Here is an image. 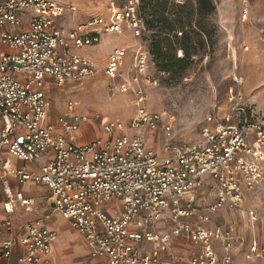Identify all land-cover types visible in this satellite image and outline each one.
I'll return each mask as SVG.
<instances>
[{
    "label": "built area",
    "instance_id": "2783aa9c",
    "mask_svg": "<svg viewBox=\"0 0 264 264\" xmlns=\"http://www.w3.org/2000/svg\"><path fill=\"white\" fill-rule=\"evenodd\" d=\"M68 9L76 6L59 0H0V187L6 193L0 236L7 234L0 261L21 248L19 263L56 264L59 233L49 220L58 211L101 264H233L235 246L246 247L248 260L264 264L258 207L247 209L253 230L249 242L236 224L213 222L223 208H243L247 190L264 184V123L247 104L242 80L236 77L230 88L229 110L219 121L209 114L199 139L171 141V116L149 107L146 87L160 85V79L143 41L147 28L140 0H127L107 16L96 14L72 27L56 18ZM249 9L245 0V17ZM125 31L136 40L127 71L126 46L112 48L101 67L79 51L108 33ZM99 72L112 80V91L134 94L136 114L128 124L111 119L103 135L79 142L83 123H96L102 115L83 114L79 102L70 99L50 120L47 91L51 83L64 89ZM161 126L166 140L160 153L149 145L146 131ZM7 152L38 169L14 165L5 159ZM10 177L47 186L56 207L17 229L12 214L33 198L12 189ZM208 184L217 187L216 199L197 202L196 194L208 193ZM176 236L193 244L186 257L170 252Z\"/></svg>",
    "mask_w": 264,
    "mask_h": 264
},
{
    "label": "rangeland",
    "instance_id": "374dc122",
    "mask_svg": "<svg viewBox=\"0 0 264 264\" xmlns=\"http://www.w3.org/2000/svg\"><path fill=\"white\" fill-rule=\"evenodd\" d=\"M59 1L76 6V9H68L66 13L56 16L66 26L72 27L96 14L107 16L113 6H122L127 0ZM182 1L187 2L188 12H191L195 0ZM214 2L216 8L205 21L209 29L214 31L212 39L205 40L204 43L198 40L199 52L185 70L162 71L155 61L153 71L160 79V85L146 87L149 107L171 116L173 120L171 141L174 142L199 139L209 114H214L216 121L225 115L231 105L230 88L236 86V77L242 80L240 90L247 104L264 123V0H249L250 9L246 17L243 13L245 0ZM188 28L186 26L185 30ZM143 41L150 47V31L146 30ZM135 42L132 33L128 31L108 33L100 43L83 47L79 51L103 64L112 48L126 46L128 57L124 69L127 71L132 62ZM166 45L179 56L176 40L173 45L167 43ZM120 80L121 78L116 79ZM112 83L110 78L100 72L97 76L82 82H68L64 89L56 83H51V92L48 93L49 119L54 120L62 113L66 106L64 103L71 99L79 102L77 109L83 114L102 115L96 122L102 135L103 125L111 119L120 118L128 124L136 114L134 94L112 91ZM146 137L149 145L155 146L161 153L166 140L163 127L156 132L146 131ZM206 188L209 189L210 200L214 201L217 187L208 184ZM253 192L248 202H260L258 210L263 212L264 205L261 202H264V184Z\"/></svg>",
    "mask_w": 264,
    "mask_h": 264
},
{
    "label": "crops",
    "instance_id": "0c3cea01",
    "mask_svg": "<svg viewBox=\"0 0 264 264\" xmlns=\"http://www.w3.org/2000/svg\"><path fill=\"white\" fill-rule=\"evenodd\" d=\"M49 92H51V87L47 91V100H48L47 107L50 114V102L48 95ZM65 104L66 103H64V105ZM100 135H102V132L99 130L97 124L95 122L88 121L83 123L82 132L79 135L78 140L79 142H88ZM5 159L12 162L16 166H25L28 169L35 171L38 169L36 163L22 161L10 155L8 152L5 154ZM9 181L12 189L16 191H23L27 196L33 198V203L30 206L18 205L15 212L12 214V219L17 229H19L27 221L42 216L46 211L52 209L49 204V200L51 198L50 189L47 186L34 181H30L28 183H21L14 177H10ZM252 193H254L253 190H247L244 206L240 210H230L227 208H223L213 215L214 223L216 222L226 223V224L235 223L238 227V231L246 236L248 242L252 239L253 230L249 216L247 214V209L252 207H258L260 205V202H248V200L250 199V195ZM5 198H6L5 188L2 185L0 187V217L1 218L5 216L4 208H3V201L5 200ZM196 199L197 202L199 203L213 202L210 200L211 198L210 196H208V193H205L204 191L198 192L196 194ZM261 203L264 205V202ZM259 215H260V221H259L260 233L264 235V211L259 212ZM49 226L55 228L59 233V238L54 246V257L56 264H101L102 263V258L91 257L87 242L80 236L77 230L72 226L70 220L63 217L58 211H53L51 219L49 220ZM6 236L7 234H3L2 236H0V245L2 239ZM192 248H193V244L189 238L185 236H176L173 239V245L170 252L177 255L178 257L179 256L186 257V255L189 254ZM245 249L246 247L235 246L233 264L257 263L255 260L254 261L248 260L246 258ZM22 252L23 250L21 248H16L12 256L5 261H9L13 264H23L18 262V256L22 254ZM5 261L4 260L0 261V263L5 264Z\"/></svg>",
    "mask_w": 264,
    "mask_h": 264
},
{
    "label": "trees",
    "instance_id": "16d2710c",
    "mask_svg": "<svg viewBox=\"0 0 264 264\" xmlns=\"http://www.w3.org/2000/svg\"><path fill=\"white\" fill-rule=\"evenodd\" d=\"M215 8L214 0H195L191 12L182 0H140V14L151 32L150 51L160 70H185L190 65L199 52L198 40L204 43L213 37L214 31L205 21ZM175 40L182 55L177 56L166 45H173Z\"/></svg>",
    "mask_w": 264,
    "mask_h": 264
},
{
    "label": "water",
    "instance_id": "95a60500",
    "mask_svg": "<svg viewBox=\"0 0 264 264\" xmlns=\"http://www.w3.org/2000/svg\"><path fill=\"white\" fill-rule=\"evenodd\" d=\"M49 204H50L51 208H55L56 207V201H55V199L54 198H50Z\"/></svg>",
    "mask_w": 264,
    "mask_h": 264
}]
</instances>
